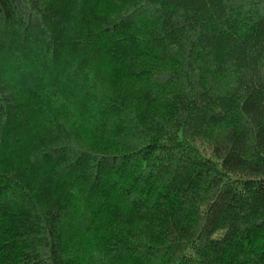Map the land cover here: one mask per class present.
I'll return each mask as SVG.
<instances>
[{
  "label": "trees",
  "instance_id": "1",
  "mask_svg": "<svg viewBox=\"0 0 264 264\" xmlns=\"http://www.w3.org/2000/svg\"><path fill=\"white\" fill-rule=\"evenodd\" d=\"M0 264H264V0H0Z\"/></svg>",
  "mask_w": 264,
  "mask_h": 264
}]
</instances>
